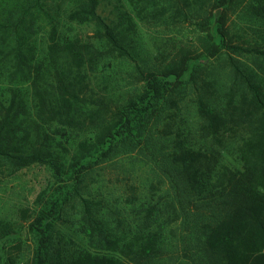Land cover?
Masks as SVG:
<instances>
[{
  "label": "trees",
  "instance_id": "16d2710c",
  "mask_svg": "<svg viewBox=\"0 0 264 264\" xmlns=\"http://www.w3.org/2000/svg\"><path fill=\"white\" fill-rule=\"evenodd\" d=\"M98 5L0 0V177L48 172L0 264H264V0ZM148 20L194 40L147 57Z\"/></svg>",
  "mask_w": 264,
  "mask_h": 264
},
{
  "label": "rangeland",
  "instance_id": "374dc122",
  "mask_svg": "<svg viewBox=\"0 0 264 264\" xmlns=\"http://www.w3.org/2000/svg\"><path fill=\"white\" fill-rule=\"evenodd\" d=\"M72 0H55L59 5L61 21L65 22V9ZM128 0H99L97 12L108 22L118 23L122 13L128 10ZM142 24V25H141ZM136 36V51L150 53L172 50L194 40L195 34L189 25L171 23V25L155 24L148 20L141 23ZM76 33L82 36L91 35V27L74 25ZM134 46V47H135ZM48 172L45 168L33 166L28 169L12 172L0 177V219L20 222V210L32 209L33 201L45 183ZM13 242L8 243V252L20 259L24 264L31 252V238L23 232L13 236Z\"/></svg>",
  "mask_w": 264,
  "mask_h": 264
},
{
  "label": "water",
  "instance_id": "95a60500",
  "mask_svg": "<svg viewBox=\"0 0 264 264\" xmlns=\"http://www.w3.org/2000/svg\"><path fill=\"white\" fill-rule=\"evenodd\" d=\"M219 13V10L216 11V15Z\"/></svg>",
  "mask_w": 264,
  "mask_h": 264
},
{
  "label": "built area",
  "instance_id": "2783aa9c",
  "mask_svg": "<svg viewBox=\"0 0 264 264\" xmlns=\"http://www.w3.org/2000/svg\"><path fill=\"white\" fill-rule=\"evenodd\" d=\"M263 253H264V251H263Z\"/></svg>",
  "mask_w": 264,
  "mask_h": 264
}]
</instances>
